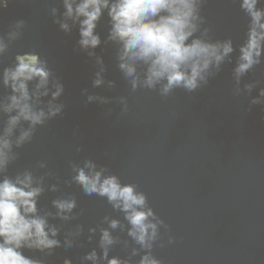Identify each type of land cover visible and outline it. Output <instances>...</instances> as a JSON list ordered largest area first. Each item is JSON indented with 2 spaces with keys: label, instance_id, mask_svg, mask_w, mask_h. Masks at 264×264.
Instances as JSON below:
<instances>
[{
  "label": "water",
  "instance_id": "95a60500",
  "mask_svg": "<svg viewBox=\"0 0 264 264\" xmlns=\"http://www.w3.org/2000/svg\"><path fill=\"white\" fill-rule=\"evenodd\" d=\"M53 6L59 7L62 18V0H10L0 10V34L17 19L27 22L22 37L0 57V74L14 63L10 56L42 52L53 77L65 88L55 101L64 105L63 112L38 126L33 141L16 150L19 158L6 173L14 178L31 171L37 178L45 177V191L38 200L41 214L57 212L55 199L77 200L72 219L49 218L60 229L62 241L53 255L27 254L46 259L47 264H63L65 258L72 264H93L83 257L94 249L102 257L100 229H110L109 221L117 219L122 227L110 231L120 242L111 247L109 259L131 257L137 264L143 253L131 256L140 246L128 236L131 226L124 213L106 197L85 194L72 180V165L91 159L98 170L106 168V174L118 175L123 183L137 184L170 226V232L161 229L164 246L157 242L153 249L164 264H264V104H249L264 87V64L243 77L240 88L253 80L262 81L261 85L250 96L233 95V69L248 22L239 5L208 0L203 9L214 39L234 40L237 50L231 62L226 60L203 88L193 93L177 89L167 98L143 88L131 91L117 67L118 46L113 43H102L95 52L104 58L107 79H115L116 87L94 88L95 58L80 49L78 27L71 33L59 30L50 14ZM108 27L105 13L97 29L102 41L107 40ZM9 94L0 83V100ZM87 95L112 99L107 104L86 103ZM119 96L128 97L127 113L121 112ZM49 99L44 98V103ZM40 161H46L47 167H38ZM53 185L57 191H52ZM78 225L83 226L81 235L72 237L73 247L65 248V236ZM169 235L176 238L171 244Z\"/></svg>",
  "mask_w": 264,
  "mask_h": 264
},
{
  "label": "clouds",
  "instance_id": "9594fccd",
  "mask_svg": "<svg viewBox=\"0 0 264 264\" xmlns=\"http://www.w3.org/2000/svg\"><path fill=\"white\" fill-rule=\"evenodd\" d=\"M208 0H62V18L59 7H51L50 14L59 30L71 33L78 27L80 49L95 58L97 71L92 85L94 88L116 87L115 79H107L108 68L104 58L95 49L102 43L117 45V67L131 91L148 89L158 91L161 97L171 96L182 89L193 93L208 85L227 60L237 50L231 37L214 39L211 26H206L203 15ZM239 5L247 17L246 32L239 45V55L233 69L236 86L233 95L247 92L262 81L253 80L240 88L241 79L264 64V6L262 0H232ZM10 0H0V10L7 8ZM107 14L108 36L102 41L97 29ZM27 22L17 19L9 25L5 34H0V57H3L12 43L24 34ZM56 31V29H54ZM14 63L5 67L0 74V83L10 90V94L0 100V264H47L46 259L28 255L38 251L51 256L61 246L58 238L60 229L49 223V218L68 221L73 218L77 206L74 196L55 199L54 214H41L39 197L44 193V179L35 177L31 171H24L11 177L6 175L9 166L19 158L17 149L33 141L38 126L57 117L64 105L56 103L64 93V85L53 77L42 52L17 53L9 57ZM87 94V89L84 90ZM51 99L44 103V98ZM111 97L87 95V102L100 101L107 104ZM122 114L129 111L128 97L116 98ZM250 105L264 104V87H259V95L249 101ZM111 111V109L109 110ZM6 117V119H4ZM27 125V127H25ZM81 149H77L80 151ZM38 167L46 168V161L38 162ZM75 175L72 180L81 186L87 195L106 197L116 210L124 213L131 226L130 236L139 248L132 250L131 256L141 255L137 264H164L154 255L153 249L161 240V229L170 232V226L150 206L148 196L135 183H123L116 174H106V168L97 169L96 163L86 159L82 165H72ZM51 175V173H49ZM55 185L52 191H57ZM108 220L107 217H105ZM110 229L122 227L117 219L109 221ZM109 228H101L99 246L102 257L94 249L83 257L93 264H133L131 257L122 259L112 256L111 247L117 244ZM83 226L70 231L63 241L65 248L75 244L72 237H79ZM95 233L96 229H90ZM91 239V236L89 237ZM169 235L168 243L175 241ZM63 264H72L65 258Z\"/></svg>",
  "mask_w": 264,
  "mask_h": 264
}]
</instances>
